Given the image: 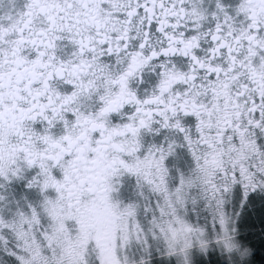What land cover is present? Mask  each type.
Wrapping results in <instances>:
<instances>
[{
    "label": "snow or ice",
    "instance_id": "snow-or-ice-1",
    "mask_svg": "<svg viewBox=\"0 0 264 264\" xmlns=\"http://www.w3.org/2000/svg\"><path fill=\"white\" fill-rule=\"evenodd\" d=\"M264 264V0H0V264Z\"/></svg>",
    "mask_w": 264,
    "mask_h": 264
},
{
    "label": "clouds",
    "instance_id": "clouds-1",
    "mask_svg": "<svg viewBox=\"0 0 264 264\" xmlns=\"http://www.w3.org/2000/svg\"><path fill=\"white\" fill-rule=\"evenodd\" d=\"M252 248L243 241H238L237 248L233 250L232 255L236 258L237 264H245V261L250 259Z\"/></svg>",
    "mask_w": 264,
    "mask_h": 264
}]
</instances>
